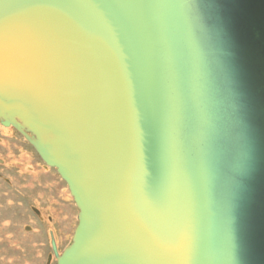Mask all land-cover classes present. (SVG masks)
<instances>
[{
    "label": "water",
    "instance_id": "obj_1",
    "mask_svg": "<svg viewBox=\"0 0 264 264\" xmlns=\"http://www.w3.org/2000/svg\"><path fill=\"white\" fill-rule=\"evenodd\" d=\"M0 124L77 207L56 264H264V0H0Z\"/></svg>",
    "mask_w": 264,
    "mask_h": 264
},
{
    "label": "rangeland",
    "instance_id": "obj_2",
    "mask_svg": "<svg viewBox=\"0 0 264 264\" xmlns=\"http://www.w3.org/2000/svg\"><path fill=\"white\" fill-rule=\"evenodd\" d=\"M16 134L0 130V159L21 163L13 171H5L16 183L14 188L0 180V264H46L51 253L49 228L55 231L61 252L76 226L77 207L67 196L66 183L55 171H45L32 146ZM28 164L35 168L32 174L25 173ZM22 171L24 179L19 177ZM31 205L41 208V220L32 213ZM48 216L53 220H47ZM27 225L30 228H24Z\"/></svg>",
    "mask_w": 264,
    "mask_h": 264
},
{
    "label": "flooded vegetation",
    "instance_id": "obj_3",
    "mask_svg": "<svg viewBox=\"0 0 264 264\" xmlns=\"http://www.w3.org/2000/svg\"><path fill=\"white\" fill-rule=\"evenodd\" d=\"M6 126H2V124H0V130L2 131V132H4L5 134H9V133H11V136H14V135H17L16 134V131L22 136V138L24 137L18 130H16L15 128H13V127H8V128H5ZM10 128V129H9ZM7 129H9V130H7ZM15 133V134H14ZM23 139H25V138H23ZM27 141V140H26ZM0 142H3V140L0 138ZM28 142V141H27ZM29 143V142H28ZM30 144V143H29ZM31 145V144H30ZM33 148V147H32ZM34 149V148H33ZM34 151L36 152V150L34 149ZM27 154L26 155H29L30 153H28V152H26ZM37 153V152H36ZM37 155L39 156V154L37 153ZM40 157V156H39ZM41 159V158H40ZM41 161L42 162H40V164L42 165V167H43V169L45 170V171H55L56 172V170L54 169V168H52L51 166H48L47 164H45L44 162H43V160L41 159ZM21 163L20 162H18V161H13V162H7L5 159H0V180L3 182V183H6V184H8V185H10L11 186V188H14V186H15V184H14V182H13V178L12 177H10V175L8 176L6 173H5V171L6 172H8L9 170L10 171H13L18 165H20ZM35 170V168H34V166H32L31 164H28L27 165V170L25 169V173L26 174H32L33 173V171ZM16 171V170H15ZM24 173V171H22V173H20V178L21 179H24V177H21L23 174H25ZM57 173V172H56ZM58 174V173H57ZM7 175V176H6ZM59 175V174H58ZM38 176H40L39 174L38 175H34V177L35 178H37ZM14 179H16V178H14ZM18 179V178H17ZM67 196L70 198V199H72V197H71V195H70V193H69V190H68V188H67ZM20 196H23V193L22 192H20ZM73 200V199H72ZM22 204V203H21ZM39 207V206H38ZM40 209V210H39ZM31 210H32V213L35 215V217H37L38 219H42L43 218V214H42V211H41V208L39 207V208H37L35 205H31ZM77 215V214H76ZM47 217V216H46ZM47 220H53V217H51V216H48V218H47ZM77 224V223H76ZM5 225H7V226H9V224H5ZM0 227H2V225L0 226ZM24 228H30V226L29 225H27V226H25ZM75 228V227H74ZM32 229H33V226H32ZM51 229V230H50ZM34 230V229H33ZM32 230V231H33ZM50 231H52V235H53V238H54V241H55V244H56V247H57V250H58V252H59V250H60V243H59V240L57 239V236H56V234H55V231L52 229V228H49V237H50ZM73 233V232H72ZM72 235V234H71ZM71 237V236H70ZM50 239V238H49ZM50 247H51V241H50ZM51 254H52V258H51V261H50V263H52L53 261H55V263H56V260H55V256H54V254H53V252H52V250H51ZM49 255V254H48ZM48 259V258H47ZM47 263V262H46Z\"/></svg>",
    "mask_w": 264,
    "mask_h": 264
},
{
    "label": "bare ground",
    "instance_id": "obj_4",
    "mask_svg": "<svg viewBox=\"0 0 264 264\" xmlns=\"http://www.w3.org/2000/svg\"><path fill=\"white\" fill-rule=\"evenodd\" d=\"M3 126V125H2ZM8 127H13L12 125H10V126H6L5 128H8ZM14 128V127H13ZM10 129V128H9ZM9 129H7V130H9ZM16 129V128H15ZM17 130V129H16ZM21 133V132H20ZM22 134V133H21ZM72 236V235H71ZM70 239H71V237H70ZM60 253V252H59Z\"/></svg>",
    "mask_w": 264,
    "mask_h": 264
}]
</instances>
